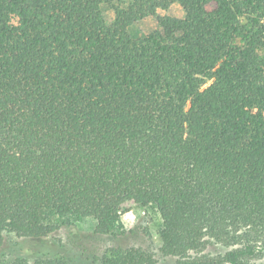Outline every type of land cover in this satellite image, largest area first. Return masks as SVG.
<instances>
[{
	"label": "trees",
	"instance_id": "1",
	"mask_svg": "<svg viewBox=\"0 0 264 264\" xmlns=\"http://www.w3.org/2000/svg\"><path fill=\"white\" fill-rule=\"evenodd\" d=\"M174 3L183 19L158 17ZM148 17L162 31L133 37ZM259 45L264 0H0V264H157L152 245L83 263L52 240L68 218L132 236L127 204L159 212V254L178 264L263 258Z\"/></svg>",
	"mask_w": 264,
	"mask_h": 264
},
{
	"label": "rangeland",
	"instance_id": "2",
	"mask_svg": "<svg viewBox=\"0 0 264 264\" xmlns=\"http://www.w3.org/2000/svg\"><path fill=\"white\" fill-rule=\"evenodd\" d=\"M134 1L135 0H114V4L124 8ZM102 13L107 24L112 25L115 21V12L113 8L110 5L104 4L102 6ZM158 17L183 19L185 17V11L180 3H174L168 10H159ZM245 23H248V21H245ZM248 29L252 30V33H255L259 30V27L252 28V26H249ZM156 31H162L156 17L145 18L130 28V34L135 38L147 36ZM238 45L243 46V43L238 41ZM257 53L264 57V45H259ZM63 222H66V224L69 225H64L58 230L54 234L52 240L57 247H63L70 256L83 263L86 262V258L94 253L99 254L107 247L113 245H120L124 249L152 245L153 251L157 254V264H178L177 260L170 257H163L159 254L158 250L162 246V241L159 236L162 221L159 212L153 207L139 209L128 204L125 205L121 213L120 222L124 231H127L128 233L133 232V235L125 238L120 237V239L95 237L94 232L96 223L93 219L77 220L68 218L64 219ZM76 232H81L90 236L89 241L85 244V248L79 246V241L75 238ZM2 235L11 247H15L16 243L20 241V239L14 234L6 231L3 232ZM13 251L17 252L15 249H13ZM209 251L213 255H216L225 253L226 249L221 245L214 244L209 248ZM250 264H264V257L261 259H255L251 261Z\"/></svg>",
	"mask_w": 264,
	"mask_h": 264
}]
</instances>
